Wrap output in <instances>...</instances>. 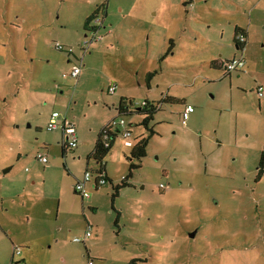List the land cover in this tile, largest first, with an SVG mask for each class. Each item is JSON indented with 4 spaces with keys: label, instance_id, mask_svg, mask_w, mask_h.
<instances>
[{
    "label": "rangeland",
    "instance_id": "rangeland-1",
    "mask_svg": "<svg viewBox=\"0 0 264 264\" xmlns=\"http://www.w3.org/2000/svg\"><path fill=\"white\" fill-rule=\"evenodd\" d=\"M235 26L249 34L247 66L227 76L211 64L240 54ZM76 61L79 76H63ZM121 96L133 135L118 133L102 160L111 182L82 199L74 184L98 166L87 155ZM146 101L159 105L155 133L128 176L124 142L150 134ZM52 111L75 123L74 149L46 129ZM261 159L264 0H0V264L14 245L18 264H264Z\"/></svg>",
    "mask_w": 264,
    "mask_h": 264
},
{
    "label": "built area",
    "instance_id": "built-area-1",
    "mask_svg": "<svg viewBox=\"0 0 264 264\" xmlns=\"http://www.w3.org/2000/svg\"><path fill=\"white\" fill-rule=\"evenodd\" d=\"M98 24L99 26L101 25V17L99 15L93 18L90 22L89 30L91 32H89V34H91L92 36V39H91L92 41H94L95 39H98L100 36L98 35V29L97 31H95L94 29L95 25H98ZM235 39L237 42L243 43L246 40V37H245V34L240 32L236 34ZM91 43L92 42H90V44ZM88 44H89L88 41L85 39L82 45L83 47L87 48L89 46ZM53 47L58 50L63 49V47L59 43L54 44ZM68 51H69L68 52L69 54L72 52L70 48L68 49ZM244 62L245 60L243 56L233 57L231 59L223 61L221 63V66L223 67L224 71L230 72L232 70L241 69L244 66ZM81 66H82L81 62L78 63L76 61V64H72L69 72L67 74H63V76L69 75L72 78L78 77L81 72ZM115 88L116 86L112 84L108 88L109 93H113L115 91ZM262 89H263L262 86L257 87V92L259 95H262ZM191 112H193V106L191 104L184 105L183 110L181 112V119H182L183 124L186 122ZM58 128H60L62 131L63 140H64V144L66 145V147H69V148L76 147L77 146V133H76V128H75V123L72 120L68 119L67 117L62 116L60 113L56 111H52L46 123V129L55 130ZM100 132H101L103 144L105 146L109 145L110 140L112 138V134L114 133H117V135L119 133L124 138H128L132 135L131 130L128 126V122L123 117L118 116V115L113 116L110 119H108L103 124ZM124 144L126 146H130L131 142L129 140H126ZM37 158L42 163L47 162V158L42 154H37ZM96 169L93 170L94 171L93 173L89 170H86L83 174V177L78 179L76 183L74 184L75 190L81 195L82 198L89 196L87 183H94L95 185H101V184L106 183L107 176L105 175V173L99 170L101 168H96ZM122 179H124V177H122ZM90 231H91V226L88 225L84 236L75 237L74 241L84 242L85 239L91 236ZM20 252L21 250L19 249V247H15L14 255L17 256V259H19ZM18 262L19 261L12 260L11 264H18ZM87 264H93L92 260H88Z\"/></svg>",
    "mask_w": 264,
    "mask_h": 264
},
{
    "label": "trees",
    "instance_id": "trees-1",
    "mask_svg": "<svg viewBox=\"0 0 264 264\" xmlns=\"http://www.w3.org/2000/svg\"><path fill=\"white\" fill-rule=\"evenodd\" d=\"M99 13H102V14H106L105 10H104V7L102 8H98V9H95L84 21V26L87 27V32L89 30V27H90V22L93 18H95L96 16L99 15ZM103 23V20L101 19V24ZM101 26V25H100ZM95 31H97V29H99V24L98 25H95L94 27ZM237 30H240V28H236V31ZM89 33V32H88ZM87 35V34H85ZM171 44L172 43V40H170ZM236 44H238V46L241 48L242 47V44L237 42L236 41ZM170 98L171 100L175 99L173 97H168ZM166 99V97L163 99V101ZM119 104H118V114L117 115H120V114H124V113H128L129 110H128V106L129 105H132V101L131 100H127L125 98H120L119 99ZM142 109L141 110H144V111H147L148 112V115L145 116L142 121H141V124H143L145 126V128L150 132V134L146 135V136H142L140 137L139 139H137L134 143H131L130 146H127V147H130V154L127 155V158L128 160L130 161L129 162V174L128 176H131L132 174V171L133 169L135 168H138L140 166V163H136L134 161V159L140 161L142 157H144L146 155V147H147V144L149 142V139L151 137V134L155 133L154 132V129L152 127H149L148 124H149V121L153 118V113L159 108V105L156 106L154 103H149V102H144L142 105H141ZM144 107V108H143ZM132 122H128V126L131 130V134L133 133V129H132V126H131ZM76 128V127H75ZM60 129V128H58ZM117 133H114L112 134V138L110 140V143L108 146H105L103 144V140H102V137H101V132L98 133L97 135V140L95 141L94 143V146H93V150L91 151V153L89 154L88 158L92 157L94 158L98 163H97V167L96 168H101L99 170H101L102 172L105 173V175L107 176L106 174V170H105V165L103 163V158L107 155V153L109 152L110 148L112 147L113 145V142L114 140L117 138ZM78 142V141H77ZM62 150H63V153L65 151V149H68L69 147H66V145L64 144V140H63V144H62ZM126 146V145H125ZM66 147V148H65ZM75 148V147H74ZM74 148H69V149H74ZM263 158V156H262ZM95 168V169H96ZM104 169V170H103ZM86 170H89V168H86ZM85 170V171H86ZM94 169L91 170V172L93 173ZM98 170V169H96ZM95 170V171H96ZM264 170V166H263V162H262V159L260 160L259 162V167L257 169V178L260 177L261 173L263 172ZM84 171V172H85ZM90 171V170H89ZM128 176H125L124 179L122 180V182L120 184H117L116 186H114V189L115 191L113 192V198L115 196L118 195L119 193V190L125 186H128L130 183L128 182ZM108 181L111 182V180L109 179V177L106 178V183H108ZM101 185H104V184H101ZM101 185H98V186H101ZM118 220V216L116 217L115 219V222H117ZM134 261V260H133Z\"/></svg>",
    "mask_w": 264,
    "mask_h": 264
},
{
    "label": "crops",
    "instance_id": "crops-1",
    "mask_svg": "<svg viewBox=\"0 0 264 264\" xmlns=\"http://www.w3.org/2000/svg\"><path fill=\"white\" fill-rule=\"evenodd\" d=\"M100 7V6H99ZM96 9H98V7L96 8ZM101 10H102V8H101ZM88 17V16H87ZM86 17V18H87ZM102 19V18H101ZM103 20V19H102ZM103 23H104V21H103ZM102 27H104V25L102 26ZM238 26H235V28H234V34H235V32H236V28H237ZM238 28H240V27H238ZM85 30L87 31V27H85ZM240 30H241V32L243 33V34H245V37H246V40L243 42V43H241L242 44V47L240 48L239 46H238V44H236V42H235V46H236V49L237 50H239V52L238 53H240V54H235L233 57H241V56H243V57H245L244 56V51H245V49H246V47H247V45H248V41H249V34H248V31L247 30H245L244 28H240ZM99 31V30H98ZM238 31V30H237ZM237 34V33H236ZM236 34H235V36H236ZM235 36H234V41H236V39H235ZM69 54V53H68ZM232 57V58H233ZM71 59H72V56L71 57H69V61H71ZM244 60H245V58H244ZM223 61H221V62H219V60H218V58L217 59H214V61H212V66H215V67H221V69H222V74L223 75H227V76H230V74L231 73H233V72H239V73H241V72H243V71H245V69H246V66H247V64H246V61L244 62V66L241 68V69H237V70H232V71H230V72H227V71H224L223 70V67L221 66V63H222ZM237 75H239L238 73H237ZM113 84V83H112ZM111 84V85H112ZM111 85H109V87L111 86ZM115 86H116V84H114ZM254 86H256V88L258 87V86H262V84H258V83H255V85ZM108 87V88H109ZM116 88H117V86H116ZM116 88H115V90H116ZM108 92H109V90H108ZM256 93L258 94V92L256 91ZM258 98H260L262 95H259L258 94ZM121 98H124V97H122L121 96ZM118 112L116 111V114H117ZM192 113V112H191ZM190 113V114H191ZM116 114H115V116H116ZM190 116V115H189ZM99 132H100V130H99ZM98 132V133H99ZM62 135V144H63V134H61ZM133 135V134H132ZM135 137H137V136H135ZM135 137H134V139H135ZM135 142V140L132 142V143H134ZM66 148V147H65ZM88 156H89V154L87 155V158H88ZM105 165V164H104ZM86 170V169H85ZM106 174H107V172H106ZM107 177H109V175L107 174ZM82 178V177H81ZM80 179V178H79ZM109 179L110 180H112L111 179V177H109ZM78 180V179H77ZM100 186H98V185H95L94 183H87V188H89L90 190H92V189H97V188H99ZM89 189H88V191H89ZM89 195H90V191H89ZM89 197V196H88ZM88 197H84V198H82V199H86V198H88ZM88 225H90V224H88ZM88 225H87V227H88ZM91 226V225H90ZM83 237V236H82ZM90 237V236H89ZM86 240V239H85ZM85 242V241H84ZM83 242V243H84ZM15 247H17V246H15L14 245V247H13V249H12V253H11V255H10V264H11V261L12 260H15V261H20L21 259H24V257H21V256H19V259H17V256H15L14 255V249H15ZM20 255H21V252H20ZM89 255V254H88Z\"/></svg>",
    "mask_w": 264,
    "mask_h": 264
},
{
    "label": "water",
    "instance_id": "water-1",
    "mask_svg": "<svg viewBox=\"0 0 264 264\" xmlns=\"http://www.w3.org/2000/svg\"><path fill=\"white\" fill-rule=\"evenodd\" d=\"M10 169V167H7L6 169H4V171H8ZM195 231L193 233H191V236H194Z\"/></svg>",
    "mask_w": 264,
    "mask_h": 264
},
{
    "label": "clouds",
    "instance_id": "clouds-1",
    "mask_svg": "<svg viewBox=\"0 0 264 264\" xmlns=\"http://www.w3.org/2000/svg\"><path fill=\"white\" fill-rule=\"evenodd\" d=\"M123 180V179H122Z\"/></svg>",
    "mask_w": 264,
    "mask_h": 264
}]
</instances>
